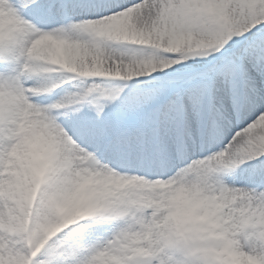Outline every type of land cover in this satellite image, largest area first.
Here are the masks:
<instances>
[{
  "label": "snow or ice",
  "instance_id": "6c2138e0",
  "mask_svg": "<svg viewBox=\"0 0 264 264\" xmlns=\"http://www.w3.org/2000/svg\"><path fill=\"white\" fill-rule=\"evenodd\" d=\"M0 264H264V0H0Z\"/></svg>",
  "mask_w": 264,
  "mask_h": 264
}]
</instances>
